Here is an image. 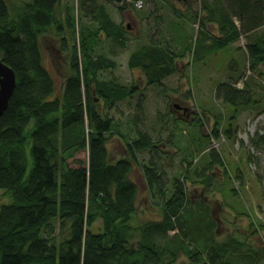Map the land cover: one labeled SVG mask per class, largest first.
Wrapping results in <instances>:
<instances>
[{"label":"trees","instance_id":"trees-1","mask_svg":"<svg viewBox=\"0 0 264 264\" xmlns=\"http://www.w3.org/2000/svg\"><path fill=\"white\" fill-rule=\"evenodd\" d=\"M119 1L82 2L81 15L96 24L93 28L80 24L73 5L62 0H22L18 11L15 0H0V58L17 75L9 106L0 115V188L11 199L0 209V264H177L182 256L188 264H261L264 246L233 236L218 241L208 230L213 222L205 227L196 220L204 230L198 232L189 218L179 220L186 202L179 184L161 221L133 223L139 184L132 173L137 154L154 146L152 137L146 132L138 131L135 137L117 132L113 118L98 109L95 98L112 107L135 90L114 78H102L101 72L116 68L118 62L95 52L101 33L124 46L130 24L116 22L105 3L114 2L120 10L140 8L120 6ZM226 1L232 13L219 10L222 36L204 33L205 38H197L195 56H204L199 50L202 40L207 50H221L240 34L264 25V0ZM210 5V0H202L209 15L217 13ZM236 15L247 17L241 30ZM49 34L67 54L66 66L58 70L61 93L41 50V39ZM207 39L214 44H206ZM248 52L252 69L264 64V39L249 43ZM183 55L165 41L152 39L130 55L128 65L141 70L151 85L173 74L176 58ZM260 75L264 77V72ZM237 82H221L215 91L219 100L234 106L231 119L239 106L256 103L249 85L239 88ZM226 116L221 115L223 121ZM219 119L214 137L222 130ZM235 132L230 122L226 133ZM115 134L122 137L127 156L111 161L108 143ZM256 136L255 144L264 151V134ZM80 151L87 153V159L72 166L70 159ZM210 153L215 154L209 162L211 170L223 160L214 148ZM156 167L145 165L144 176L152 188L157 184L162 197L165 190ZM211 177L204 179L208 185ZM56 219L63 227L69 225L61 235L51 236ZM98 219L101 223L95 230ZM169 231H179L183 238L170 237Z\"/></svg>","mask_w":264,"mask_h":264},{"label":"rangeland","instance_id":"rangeland-1","mask_svg":"<svg viewBox=\"0 0 264 264\" xmlns=\"http://www.w3.org/2000/svg\"><path fill=\"white\" fill-rule=\"evenodd\" d=\"M21 1L15 0L17 11ZM83 1L62 0L73 5L80 24L95 28L96 24L90 18L81 15ZM210 3L212 12L218 11L213 15L203 8L202 0H144V7L140 10H120L114 2L105 3L116 22L130 24V32L122 42L124 46L99 34L95 52L118 62L116 68L102 71L101 77L114 78L122 85L135 88V92L112 107L95 96L96 103L103 114L113 118L117 132L130 136L131 132L136 134L143 130L162 150L158 153L150 149L137 154L132 173L139 184L134 224L139 225L147 220L161 221L166 202L175 190L173 181L179 179L182 180L186 200L178 212L179 220L189 218L191 221L188 223H192L198 232L204 230L203 226L195 224L196 220L200 219L205 227L207 222H213L208 230L218 241L233 236L242 241L246 239L255 246H264V151L255 144L256 135L264 134V77L260 75L264 72V64L254 71L249 70L248 52L249 43L264 39V25L240 34L236 41L221 50H207L202 40L199 50L204 56H195L193 49L197 38H205V34L222 36L219 12L232 13L226 0H210ZM233 18L241 30L247 17L236 15ZM152 39L163 40L178 55H184L176 58L177 69L173 74L165 77L162 83L149 85L139 69L129 67L128 60L134 51L148 45ZM206 44H214V41L207 39ZM59 46L50 34L41 39L45 65L58 83L57 93L62 91V77L58 70L62 71L66 66L67 55L59 50ZM55 53L60 55V59ZM230 81H238L236 86L239 88L249 85L252 100L256 102L247 107L239 106L233 119L230 114L234 106L219 100L215 92L219 83ZM139 89L143 91V96ZM141 98L142 103L139 101ZM173 102L188 106L189 111L181 114L172 106ZM140 108L142 113L137 112ZM222 114H227L224 121ZM154 117L156 122L153 129L150 124ZM217 117L222 120L223 126L219 136L214 137L212 131ZM230 122L236 129L232 136L226 133ZM207 146L220 153L226 167L213 166L210 170L209 166H203L205 158L208 163L212 159L210 151L204 155L205 151L202 152L200 156L204 158H200L196 164L183 160L186 155L194 156L195 150L199 154ZM108 149L111 161L127 156L126 146L119 134L111 137ZM86 159L87 153L80 151L70 159V163L78 166L79 161ZM154 162L158 174L164 173L161 184L165 193L162 197L159 196L157 184L152 188L144 176V166H151ZM210 176L212 179L208 185L204 179ZM9 202L10 197L0 188V209ZM100 223V219L95 221V230ZM53 225L54 230L50 235L59 236L69 224L63 227L60 219H56ZM168 234L183 238L179 231H169ZM177 264H188V258L182 256ZM261 264H264V260Z\"/></svg>","mask_w":264,"mask_h":264},{"label":"bare ground","instance_id":"bare-ground-1","mask_svg":"<svg viewBox=\"0 0 264 264\" xmlns=\"http://www.w3.org/2000/svg\"><path fill=\"white\" fill-rule=\"evenodd\" d=\"M194 49H195V47H194ZM194 49H193V52H194ZM187 62L190 63V60H187ZM260 64H263V63H259L258 66H259ZM258 66H257V67H258ZM257 67H256V68H257ZM256 68H255V69H256ZM255 69H252L251 66H249V70H253V71H254ZM243 70H244V69L239 70V71H243ZM140 71H141V70H140ZM235 71H236V69L233 70V72H235ZM134 92H135V90H134ZM134 92H133V93H134ZM139 92H140V95H142V96L144 95L143 91H141L140 89H139ZM133 93H132V94H133ZM139 101H140V103H142V102H143L142 98H141ZM172 106H173L174 108H176V109L178 110V112H181V114H183L184 112H186V111H185V107L189 108L188 106H185V105H182V106H181V105L178 104L177 102H176V103L173 102V103H172ZM183 106H184V107H183ZM187 111H188V110H187ZM137 112L142 113V109L140 108L139 111H137ZM163 112H164V111H163ZM184 114H185V113H184ZM155 116H157L156 113H155ZM134 117L137 118V114H135ZM155 122H156V117L153 118V121H152L151 124H150V127L153 128V129H154V124H155ZM137 133H138V132H137ZM140 134H144V131L142 130ZM261 134H262V133H261ZM129 135L132 136V137H135V136H136V134L133 133V132L129 133ZM149 135H150V134H149ZM152 142H153V141H152ZM153 145H154V146L150 148L151 150H156V152H158V153H161V152H162V150L158 148L157 144H154V143H153ZM207 147H208V146H207ZM207 147H205L204 150L201 149L199 154H198V151L195 150V155H194V156H187V155H186L185 157H183V160H185V161H190V162L196 164V163L199 161L200 158H204V156H200V155L202 154V152L205 151V152L203 153V155H204V154H206L208 151H210V147H209V148H207ZM145 151H147V150H145ZM218 151H220V150H218ZM214 155H215V154L212 153L210 156L213 157ZM191 158H192V159H191ZM221 158H222V157H221ZM202 160H203V159H202ZM222 160H223V159H222ZM204 161H205L206 163H205L203 166H209V163H208V161L206 160V158L204 159ZM155 163H156V162H154L153 164L155 165ZM150 165H152V164H150ZM215 166H216V167L225 166V163H224V161H221V162H219V163H216ZM225 167H226V166H225ZM160 176H161V178H162V180H163L164 173L160 174ZM185 177H187V174L185 175ZM188 178H189V177H188ZM173 184H174V186H175L176 184L181 185V184H182V180L174 179Z\"/></svg>","mask_w":264,"mask_h":264},{"label":"water","instance_id":"water-1","mask_svg":"<svg viewBox=\"0 0 264 264\" xmlns=\"http://www.w3.org/2000/svg\"><path fill=\"white\" fill-rule=\"evenodd\" d=\"M16 85L15 70L0 58V115L7 110ZM187 110L188 108L185 107V111Z\"/></svg>","mask_w":264,"mask_h":264},{"label":"built area","instance_id":"built-area-1","mask_svg":"<svg viewBox=\"0 0 264 264\" xmlns=\"http://www.w3.org/2000/svg\"><path fill=\"white\" fill-rule=\"evenodd\" d=\"M120 6H125L126 4H133L137 8H141L144 4V0H120L118 3Z\"/></svg>","mask_w":264,"mask_h":264},{"label":"flooded vegetation","instance_id":"flooded-vegetation-1","mask_svg":"<svg viewBox=\"0 0 264 264\" xmlns=\"http://www.w3.org/2000/svg\"><path fill=\"white\" fill-rule=\"evenodd\" d=\"M184 107V106H183ZM188 111L184 112L185 114L187 113Z\"/></svg>","mask_w":264,"mask_h":264},{"label":"crops","instance_id":"crops-1","mask_svg":"<svg viewBox=\"0 0 264 264\" xmlns=\"http://www.w3.org/2000/svg\"><path fill=\"white\" fill-rule=\"evenodd\" d=\"M133 177V176H132ZM147 181V180H146Z\"/></svg>","mask_w":264,"mask_h":264}]
</instances>
